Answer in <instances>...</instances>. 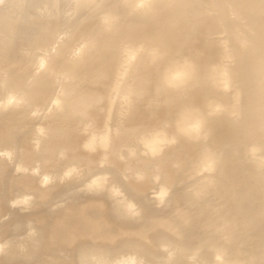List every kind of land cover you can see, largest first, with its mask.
Returning a JSON list of instances; mask_svg holds the SVG:
<instances>
[{
    "label": "bare ground",
    "instance_id": "bare-ground-1",
    "mask_svg": "<svg viewBox=\"0 0 264 264\" xmlns=\"http://www.w3.org/2000/svg\"><path fill=\"white\" fill-rule=\"evenodd\" d=\"M0 264H264V0H0Z\"/></svg>",
    "mask_w": 264,
    "mask_h": 264
}]
</instances>
